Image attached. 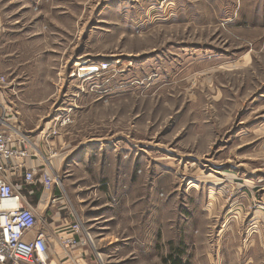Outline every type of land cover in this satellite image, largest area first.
Listing matches in <instances>:
<instances>
[{"label":"rangeland","instance_id":"rangeland-1","mask_svg":"<svg viewBox=\"0 0 264 264\" xmlns=\"http://www.w3.org/2000/svg\"><path fill=\"white\" fill-rule=\"evenodd\" d=\"M189 1L0 0L11 124L58 131L53 191L89 264H226L207 198L264 182V18Z\"/></svg>","mask_w":264,"mask_h":264},{"label":"crops","instance_id":"crops-1","mask_svg":"<svg viewBox=\"0 0 264 264\" xmlns=\"http://www.w3.org/2000/svg\"><path fill=\"white\" fill-rule=\"evenodd\" d=\"M165 1H170L172 5L176 4L177 6L181 0ZM188 2L190 1L188 0ZM193 2L197 6L204 7L205 10L210 11L218 9L225 12L233 10L250 12L249 20L245 24L246 26H261L259 21L264 18V0H229L230 3H227V0H193ZM219 5L224 7L218 8ZM236 5L237 8L235 7ZM12 24L4 21L0 16V51L2 50L0 55L4 54V57L9 56L5 48L6 45L15 40L11 41V39L5 38V30L13 27L14 25ZM0 74L6 76L8 81L6 86L0 88V104L13 112L16 102L12 94L16 92V86L14 85V81L9 80L8 77L12 73ZM0 116H2L1 109ZM29 137L38 150V157L27 161L29 167L38 168L36 175L37 183L31 188L29 199L34 206L39 208V219L45 221L40 229L47 237L49 263L89 264L87 262L88 260L85 261L83 259L84 256L87 257L88 251L76 249L71 252V256H66L59 248L58 241L60 237L65 235L66 226L72 222V212L68 210L63 197L54 194L55 190L47 194L44 193L39 180V171L42 170L45 159L51 153L50 151L55 154L48 160V170L55 175L56 171L53 170L56 169L57 162L59 167L60 162L67 156L64 147L60 148L59 153L56 151V143L60 142V136L52 138L48 141V144L42 142L40 136L35 138L32 136ZM231 176L229 180L225 181L224 185H222L223 180L219 182V189L223 187L228 188L226 193L219 190L216 193H211L207 198V205L210 208L209 212L211 215H219L218 219L220 223L218 225L215 224L218 234V240L216 242H218L219 258L221 257L220 252H223V255L228 260L226 264H264V209L259 207L250 209L254 205V202H259L264 207V182L253 180L243 181L237 179L234 175ZM49 196H56L59 201L54 204H49L47 200ZM222 216L225 218L220 221ZM229 216L230 219L228 218L229 220H227ZM230 220L235 221L231 223Z\"/></svg>","mask_w":264,"mask_h":264},{"label":"built area","instance_id":"built-area-1","mask_svg":"<svg viewBox=\"0 0 264 264\" xmlns=\"http://www.w3.org/2000/svg\"><path fill=\"white\" fill-rule=\"evenodd\" d=\"M106 68L104 64L91 65L86 68L90 70L86 73L80 68L76 77H88V73L89 76L98 75ZM6 85V77L0 75V88ZM0 109V264H50L47 237L40 229L45 221L39 219V208L29 199L30 190L37 183L38 168L29 167L27 161L36 159L38 150L29 135L11 124L16 118L12 111L2 104ZM63 125L62 122L60 126ZM39 136L48 144L59 133L56 129H48ZM50 152L39 171L42 191L46 194L58 184V176L48 170V160L55 154ZM47 200L49 204L59 201L56 196H49ZM65 232L58 245L66 256H70L73 249L85 243L87 234L79 225H68Z\"/></svg>","mask_w":264,"mask_h":264},{"label":"trees","instance_id":"trees-1","mask_svg":"<svg viewBox=\"0 0 264 264\" xmlns=\"http://www.w3.org/2000/svg\"><path fill=\"white\" fill-rule=\"evenodd\" d=\"M169 258L171 260V264H181L178 255L176 257H174V259L172 256H170Z\"/></svg>","mask_w":264,"mask_h":264},{"label":"bare ground","instance_id":"bare-ground-1","mask_svg":"<svg viewBox=\"0 0 264 264\" xmlns=\"http://www.w3.org/2000/svg\"><path fill=\"white\" fill-rule=\"evenodd\" d=\"M86 68H87V67H86ZM86 68H84V69L82 70V71H83L82 73H84V72L86 73V72L90 71V70H88L89 68H88V69H86ZM86 75L89 76V75H91V74L88 73V74H86ZM82 78H85V77H82ZM80 79H81V78H80Z\"/></svg>","mask_w":264,"mask_h":264}]
</instances>
